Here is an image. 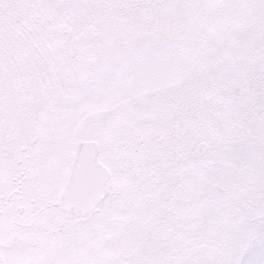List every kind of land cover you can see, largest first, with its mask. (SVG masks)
Returning a JSON list of instances; mask_svg holds the SVG:
<instances>
[{"label": "rangeland", "instance_id": "rangeland-1", "mask_svg": "<svg viewBox=\"0 0 264 264\" xmlns=\"http://www.w3.org/2000/svg\"><path fill=\"white\" fill-rule=\"evenodd\" d=\"M20 1L31 8L42 3L0 0V7L16 9ZM71 9V57L63 49L60 55L72 73L65 76L56 63L58 79L50 91L61 97L55 103L46 97L50 101L40 108L43 155L36 168L67 170L77 140L95 139L102 124L98 159L110 169L112 186L119 187L116 202H131L128 191L135 185V227L157 222L176 196L188 227L166 247L157 242L149 247L152 253L129 257L128 216L105 217L102 225L95 217L75 223L45 209L35 230L8 231L0 242V264H264V0H77ZM59 19L46 25L53 39L62 41ZM86 70L87 80L70 88ZM222 94L232 101L233 95L240 97L232 118L204 106ZM200 103L198 114L189 109L194 122L182 140L203 146L189 145L184 152L182 144H170L149 125L159 111L166 110L163 120H168L170 113ZM240 103L246 110L239 115ZM131 123L149 129L143 134L148 165L165 182L158 187L161 195L147 203L123 158L117 161L116 142ZM116 124L120 135L113 146ZM218 130L239 136L226 141L232 144L222 154L206 146ZM215 156L220 164L206 166ZM12 164L8 161V169H16ZM23 189L28 196L34 192ZM142 244L137 240L135 249Z\"/></svg>", "mask_w": 264, "mask_h": 264}, {"label": "flooded vegetation", "instance_id": "flooded-vegetation-1", "mask_svg": "<svg viewBox=\"0 0 264 264\" xmlns=\"http://www.w3.org/2000/svg\"><path fill=\"white\" fill-rule=\"evenodd\" d=\"M73 1L77 0H42V3L40 2V5L34 8L24 7L25 3L20 1V6L16 9L0 7V242H5L8 231L13 230L15 233L14 231H19L25 226L35 230L36 223L43 220V211L51 209L55 214L62 213L68 216L75 223H82L83 220L95 217L97 224L102 225L105 217L119 221L120 216H128V223L132 224L128 228V240L132 242V245H128L127 256L131 257L141 252L152 253L153 251L149 248L152 244L164 243L166 247L175 234L187 229L188 220L184 219L183 211L178 213L177 206L180 203H177L178 196H176L173 198L175 203H171L173 199L169 201L170 208L167 212L160 211L157 222L150 221L143 228L135 227V185L128 191L131 202H116L115 198L120 194L119 187L112 186L110 169L98 159L100 147L97 138L102 133V124L95 129V139L83 140L81 143L77 140V153L73 156L75 160L67 170L40 171L36 168L40 156L43 155V147L39 142L40 108L50 101L46 100V97L53 98L54 100L51 101L54 103L61 97L54 98L57 96V91H50L54 89L58 79L56 73L60 68H56V63L59 62L65 76H70L72 73L71 68H65L63 56L60 54L63 49L64 56L71 57V4ZM55 16H60V25L63 26L62 41L54 40L50 33L51 28L46 25ZM84 26L86 27V24ZM34 35L36 38L32 39ZM229 84L232 85L230 78ZM68 92L65 91V93ZM106 114H114V112ZM104 115L105 113L100 116ZM178 124H182V120ZM79 126L80 131L82 123ZM114 129L112 134H115L116 138L109 145H113L120 135L119 125ZM148 132L149 129L145 124L141 123L136 129L135 123H131L124 128L123 139L116 142L118 155H120L117 161L123 158L125 171L130 172L134 180L135 168L132 169L134 139L138 134ZM159 132H161L160 129H157L155 133ZM83 142L95 143V161L108 169L109 177L105 183L104 197L94 209L77 214L73 209H60L58 205L73 184L79 148ZM8 161L13 163L16 169L12 167L8 169ZM117 172L122 173V171ZM24 185L25 188L28 186L33 188L34 192L31 196H28L23 189ZM150 201L151 195L146 193V203ZM176 212L178 214L174 215ZM37 214L39 217L34 218ZM168 215L174 216L168 220ZM100 239L101 237H98L96 241L99 242ZM137 240L143 244L135 249ZM119 254L117 253L118 256Z\"/></svg>", "mask_w": 264, "mask_h": 264}, {"label": "trees", "instance_id": "trees-1", "mask_svg": "<svg viewBox=\"0 0 264 264\" xmlns=\"http://www.w3.org/2000/svg\"><path fill=\"white\" fill-rule=\"evenodd\" d=\"M212 70H214V68H212ZM83 75H84V77H82L81 80H77V82L73 81L72 85H70V88L73 86H76L75 84H77V83L79 84L81 82H84L87 79V76H88L87 70L83 72ZM228 92H230V91H228ZM231 92H234V91H231ZM57 94H58V92L56 93V95ZM233 96H234L233 101L235 100L234 102L229 98V96H224L222 94L221 99L217 98V100L215 102H213V104L211 106H208L207 103H204V106L207 108L209 107V109L211 111H213L216 116H217V114H219V115L225 114V115L229 116L230 118H232L233 117L232 114L234 113L232 110L237 108V106L235 107L234 105L236 103H238V98H240L237 95H233ZM241 99H242V96H241ZM241 99H240V102H244L245 99L243 101H241ZM224 101L227 104V106H225ZM222 102H223V104H222ZM200 106H201V103H200ZM238 107H240V110L239 111L236 110L235 112H237V114H239V115H240V112L246 110L245 109L246 106H242L241 103L239 104ZM191 108L194 111V113H197V114L199 113V108L203 109V107L202 106L199 107L198 104L197 105L192 104L191 107H186L184 112L179 110V112L170 113L168 120H163L164 118H166L165 113H164V112H166V110L164 112L159 111V113L157 112L155 114L154 118L150 121V123H151L150 125H152V128L155 129V132L157 129H160L161 132L157 133L158 135L163 136L162 138H164V140L169 142L170 144H174V142L178 145L182 144L181 147H178V148H181L182 150H184V152H186L187 146H189V145H191L193 147L194 146H203V145H197L195 143L189 144L185 140H182L183 138H185L184 137V135L186 133L185 128L194 122V121L190 122V118H189V114H190L189 109H191ZM181 116H182V119H181ZM190 117L192 118V120H195L194 119L195 114H191ZM238 118H240V116H238ZM180 120H182V124H178V122H180ZM196 121H197V119H196ZM159 124H161V125H159ZM163 126H167L166 128H169L168 133L163 132ZM172 126H174L173 129H172ZM144 136L145 135H143V134H140V135L138 134L134 139V163L136 165L135 177H136L137 184H138L137 186H139V189L141 190V192H144L145 194L149 193L151 195V200H152L153 194L156 197H157V195H161L162 191L161 192L158 191L159 190L158 187L160 186L161 183H165V182L162 180V178L155 176L154 172L151 170L152 168L148 165L149 145H148V143L145 142ZM232 137L235 138V137H239V136H238V134H235V133H233V134L229 133L228 134V133H226V131L218 130L217 134L213 135V138H214L213 141H210L211 143H209L206 146H208V148L211 150L218 148L220 154H222L224 152V150L229 145L232 144V143H229L231 140H233ZM226 141H229V142H226ZM170 150H176V148L171 147ZM200 154H202V153H200ZM220 156H215L213 159H210L209 161H207L206 166L220 164V162H221L220 161L221 159H219Z\"/></svg>", "mask_w": 264, "mask_h": 264}, {"label": "water", "instance_id": "water-1", "mask_svg": "<svg viewBox=\"0 0 264 264\" xmlns=\"http://www.w3.org/2000/svg\"><path fill=\"white\" fill-rule=\"evenodd\" d=\"M96 145L84 142L80 146L72 186L60 200V209H73L77 214L90 212L104 197L108 170L95 161Z\"/></svg>", "mask_w": 264, "mask_h": 264}]
</instances>
